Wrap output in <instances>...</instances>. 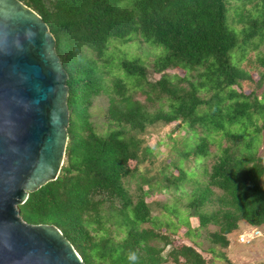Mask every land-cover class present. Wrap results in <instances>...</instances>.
<instances>
[{
    "label": "trees",
    "instance_id": "obj_1",
    "mask_svg": "<svg viewBox=\"0 0 264 264\" xmlns=\"http://www.w3.org/2000/svg\"><path fill=\"white\" fill-rule=\"evenodd\" d=\"M19 1L55 39L70 113L60 173L18 206L24 222L56 226L84 264H206L175 240L204 232L224 250L242 221L264 225V0L232 8L227 0ZM110 38H139L166 54L152 69L121 60L129 87L122 77L107 79ZM100 96L105 128L91 114ZM163 125L174 127L173 144L146 177L141 166L153 165L146 135ZM154 195L173 203L148 200ZM154 204L176 223L155 216Z\"/></svg>",
    "mask_w": 264,
    "mask_h": 264
},
{
    "label": "water",
    "instance_id": "obj_2",
    "mask_svg": "<svg viewBox=\"0 0 264 264\" xmlns=\"http://www.w3.org/2000/svg\"><path fill=\"white\" fill-rule=\"evenodd\" d=\"M67 78L42 18L0 0V264H84L56 226L28 224L18 210L64 163Z\"/></svg>",
    "mask_w": 264,
    "mask_h": 264
},
{
    "label": "rangeland",
    "instance_id": "obj_3",
    "mask_svg": "<svg viewBox=\"0 0 264 264\" xmlns=\"http://www.w3.org/2000/svg\"><path fill=\"white\" fill-rule=\"evenodd\" d=\"M236 0H227L230 8L235 4ZM233 10L228 12V23H230V18L233 15ZM261 51H264V48L261 47ZM166 54V50L160 45H154L140 40L139 38H134L131 42H123L119 38H110L107 43L106 50L104 51L103 58L107 60L106 63L107 69L109 71L108 78L112 77H122L129 87L132 86L134 81L132 77H128L120 68V61L123 59L129 60H138L144 64L149 69H152L153 63L162 58ZM234 61V58L232 59ZM159 76V75H157ZM139 100H143L144 97L138 95ZM106 97L100 96L96 99L94 106L91 110V114L97 125L101 126L100 128H105V119L102 117L106 107ZM174 128L173 126H158L149 131L146 135V142L150 148H152V160L153 165L149 162L141 166V174L149 177L153 175L160 166V162L168 159V152L171 148L173 141L169 140V133ZM176 133H180L179 131ZM259 155L264 156V137L262 142V147L259 150ZM264 186V178L262 181ZM148 200L159 201V203H173V199L168 195H158L149 198ZM162 212L164 210L157 205H153V213L161 221H170L172 224L176 223L174 217H169L164 215ZM192 226H195L193 220ZM258 230L259 235L255 238H252V233L254 230ZM185 228H181L183 232ZM217 228L209 227V231H215ZM164 231V230H163ZM198 237H191L190 239L175 240V243L182 242L186 245L193 246L202 256L207 260L206 264H225L221 259L220 254L223 253L229 261L234 264H264V225L261 227H251L245 222L239 224V229L227 236L229 240V246L227 249L220 250L219 248L212 247L205 238V233L201 232ZM245 236L249 242L239 241L240 236ZM177 237L176 233L171 234V237ZM173 264V263H168Z\"/></svg>",
    "mask_w": 264,
    "mask_h": 264
},
{
    "label": "built area",
    "instance_id": "obj_4",
    "mask_svg": "<svg viewBox=\"0 0 264 264\" xmlns=\"http://www.w3.org/2000/svg\"><path fill=\"white\" fill-rule=\"evenodd\" d=\"M258 235H259V232H258V230L255 229L251 236H252V238H255ZM239 241H241V242H249V240L243 235L239 237Z\"/></svg>",
    "mask_w": 264,
    "mask_h": 264
},
{
    "label": "clouds",
    "instance_id": "obj_5",
    "mask_svg": "<svg viewBox=\"0 0 264 264\" xmlns=\"http://www.w3.org/2000/svg\"><path fill=\"white\" fill-rule=\"evenodd\" d=\"M130 259H135V253L130 254Z\"/></svg>",
    "mask_w": 264,
    "mask_h": 264
}]
</instances>
